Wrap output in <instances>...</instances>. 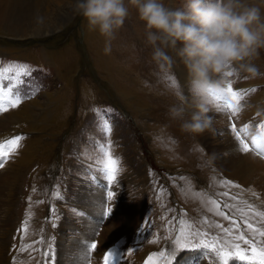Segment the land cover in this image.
Masks as SVG:
<instances>
[{"label": "rangeland", "instance_id": "obj_1", "mask_svg": "<svg viewBox=\"0 0 264 264\" xmlns=\"http://www.w3.org/2000/svg\"><path fill=\"white\" fill-rule=\"evenodd\" d=\"M247 2L264 14V0ZM163 3L176 10L184 0ZM74 5L0 0V145L21 137L0 156V264H72L83 254L86 264H103L109 249L121 253L117 264H146L153 254L154 264H222L217 251L179 249V237L214 242L229 253L227 264H259L234 255L237 245L249 255L253 245L264 248V205L252 204L261 200L257 194L219 168L221 154L211 149L222 132H184L168 116L177 103L168 76L187 93L175 51L166 49L170 68L154 61L145 25L131 9L105 54V38ZM15 17L23 18L3 21ZM252 63L256 77H225L223 88L231 84L239 94L235 114L222 106L227 95L212 99L208 113L226 117L239 149L244 139L237 134L251 136L264 115V49ZM17 96V106L7 104ZM102 146L118 160L111 185ZM93 203L98 214L90 212ZM89 220L96 222L92 236L80 237ZM90 242L95 250H87Z\"/></svg>", "mask_w": 264, "mask_h": 264}, {"label": "clouds", "instance_id": "obj_2", "mask_svg": "<svg viewBox=\"0 0 264 264\" xmlns=\"http://www.w3.org/2000/svg\"><path fill=\"white\" fill-rule=\"evenodd\" d=\"M135 9L145 25L146 43L152 59L162 68L171 67L175 51L187 72V93L169 75L177 103L168 116L181 122V130L203 133L212 128L211 101L225 84L226 73L258 75L252 61L264 49V14L247 0H184L181 9H170L163 0H75L74 11L90 30L105 38L104 53Z\"/></svg>", "mask_w": 264, "mask_h": 264}, {"label": "bare ground", "instance_id": "obj_3", "mask_svg": "<svg viewBox=\"0 0 264 264\" xmlns=\"http://www.w3.org/2000/svg\"><path fill=\"white\" fill-rule=\"evenodd\" d=\"M2 1H9V0H2ZM11 1H13V0H11ZM0 17H1V14H0ZM22 18L23 17H15L12 19L6 18L3 21L4 22L8 21L9 23L15 25L16 22L21 21ZM180 74H181L182 78L187 77L186 69H184V70L181 69ZM215 117L216 116H214V118H212V120H213L212 129H213V131H215L217 133H218V131L222 132V134H221L222 140L218 143L216 142V144L213 145V149H211L212 150L211 153L213 152L216 155L221 154V157L219 160L220 161L219 162V168L222 170V172L226 176L232 177L242 187H245V189L247 188L249 191L254 192L255 194H257L259 199L264 201V160H263V157H261V153H258L257 151H254V150H252V151L250 150L251 152H249V151L244 152L241 149H239V146H238V143H237V140L235 139V137L233 135L231 136L230 133L228 132V130H226L227 129L226 127L228 124L226 117L218 116V117H216V119H215ZM212 137H213V139L215 138V136H213V135H212ZM202 139H204V138L202 137ZM215 139H217L216 141H218V138H215ZM251 141H252V139H251ZM260 143L264 144V142H260ZM260 201L258 200V202H256V201L252 200L251 203L254 205L255 204H263L264 205V202H262V201L260 202ZM93 205H94L93 208L92 207L89 208L90 212L98 214L99 211L96 209L94 203H93ZM138 212H139L138 208H133L132 214L134 217L138 214ZM121 213H125V211H122ZM95 227H96L95 221L89 220V221L84 222V226L80 230V237H91L94 230H95ZM61 239H63V238H61ZM60 243H62V242H60ZM62 245L63 244H61V246ZM59 246H60V244H59ZM81 253H83V252L81 251ZM72 264H86V258L84 256V254L82 256H78L77 258H75V260L72 261Z\"/></svg>", "mask_w": 264, "mask_h": 264}, {"label": "snow or ice", "instance_id": "obj_4", "mask_svg": "<svg viewBox=\"0 0 264 264\" xmlns=\"http://www.w3.org/2000/svg\"><path fill=\"white\" fill-rule=\"evenodd\" d=\"M232 74L226 73V76H231ZM3 93V89L0 88V96H2ZM230 96L231 101H225L223 103V107L233 110V113L235 114V112L238 110L237 106H236V102L239 99V94L236 91H233L231 84H229V86L227 87V89L222 88V90L220 91V93L216 94L213 96V100L215 101H224L225 96ZM20 98L17 96L15 99H11L9 101H7V104L10 106H17L20 103ZM6 110V106L3 104H0V111H4ZM102 130L105 133L110 132V126L108 124V122L105 120L103 122V124L101 125ZM243 131V129H242ZM238 136L240 135L239 133L237 134ZM21 139V137H16L15 139L9 141L6 145H0V156H6L8 154V147L9 146H16L18 144V141ZM252 148H249V144L246 143L244 140H240V144H241V150L242 151H250V150H254L257 151L258 153H264V144L260 143L259 140L256 137L252 138ZM101 151L103 153V168L102 170L105 171L106 173V178L107 181L109 183V185L112 184V182L115 180L116 178V174L118 172V160L112 158L110 152L107 150V148L103 147L101 148ZM0 166H2V163H0ZM113 199V192L109 191L107 194V200L111 201ZM112 212V209L110 207L105 206L102 210V216L103 217H108ZM97 223H100V221L98 220ZM248 227L250 229L253 228V226L251 224L248 225ZM255 230V229H253ZM261 236H264V232L260 233ZM240 239H243V237H240ZM177 247L179 249H185V248H202L205 250H212V251H217V254L219 255V257L221 258L222 264H227V260L229 258V253L226 252L223 249H220L218 245H216L214 242L213 243H207V242H201V243H196L193 244L190 240L185 241L183 237H179L176 241H175ZM245 243H247V241H245ZM97 247L95 242H90L88 245H86V248L88 251L91 250H95ZM44 255H48L47 253H45ZM155 254H153L152 256H149L148 260L146 261V264H154L153 261V256ZM161 257H163L165 254L163 252H161L159 254ZM234 255H236L237 257H239V259L241 260H249V261H258L259 264H264V248H260L257 249L254 245L251 247V254H247L243 251H241L239 249V246H235V252ZM117 260L119 261V259H121V253L116 252L113 249H109L108 251H106L105 255L103 256V264H112L113 260Z\"/></svg>", "mask_w": 264, "mask_h": 264}]
</instances>
